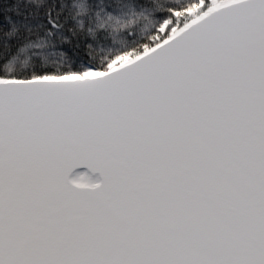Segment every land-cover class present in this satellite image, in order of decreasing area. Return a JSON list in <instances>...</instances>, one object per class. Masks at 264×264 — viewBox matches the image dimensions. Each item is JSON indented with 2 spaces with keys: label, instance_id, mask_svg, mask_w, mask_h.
<instances>
[{
  "label": "snow or ice",
  "instance_id": "obj_1",
  "mask_svg": "<svg viewBox=\"0 0 264 264\" xmlns=\"http://www.w3.org/2000/svg\"><path fill=\"white\" fill-rule=\"evenodd\" d=\"M0 264H264V0H0Z\"/></svg>",
  "mask_w": 264,
  "mask_h": 264
}]
</instances>
